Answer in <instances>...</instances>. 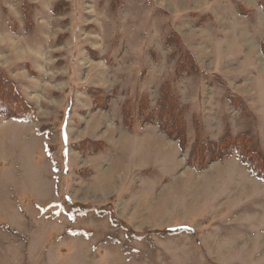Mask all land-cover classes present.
I'll list each match as a JSON object with an SVG mask.
<instances>
[{
    "label": "rangeland",
    "instance_id": "374dc122",
    "mask_svg": "<svg viewBox=\"0 0 264 264\" xmlns=\"http://www.w3.org/2000/svg\"><path fill=\"white\" fill-rule=\"evenodd\" d=\"M262 3L0 0V70L36 111L0 117V264H264V179L236 151L188 162L230 137L264 166ZM186 51L199 73L176 78ZM165 81L185 150L137 119Z\"/></svg>",
    "mask_w": 264,
    "mask_h": 264
},
{
    "label": "trees",
    "instance_id": "16d2710c",
    "mask_svg": "<svg viewBox=\"0 0 264 264\" xmlns=\"http://www.w3.org/2000/svg\"><path fill=\"white\" fill-rule=\"evenodd\" d=\"M63 3H58L53 8V12L57 13L62 10ZM264 10V0L262 3ZM165 43L168 46L178 47L180 45V37L177 33H170L165 38ZM199 65L190 51L184 52L180 56L175 65V77L180 78L187 73L192 75L199 73ZM89 92L97 94L98 90L88 89ZM99 93V92H98ZM100 95H98V98ZM186 107L182 105L180 97L173 91V85L168 82H163L158 91L155 109H150L149 101L146 96H143L139 103L137 119L143 124H156L160 132L168 138L176 140L182 150L188 146L186 139V123L184 113ZM123 123L126 127L131 128L134 120L133 110L131 105L125 104L122 109ZM36 116L35 108L21 95L15 83L8 79L0 70V117L4 119H17L24 121H33ZM197 121V120H196ZM197 125V124H196ZM46 128H40V132H45ZM195 131L198 133L199 127L195 126ZM224 143L217 142L213 139H205L201 141L198 137L194 140L190 147L188 162L195 169H204L209 162L219 161L230 156L234 151L237 152L239 159L251 171L261 179H264V166L260 156L252 150L247 149V144L242 146L230 145L229 138ZM246 143V140H244Z\"/></svg>",
    "mask_w": 264,
    "mask_h": 264
},
{
    "label": "crops",
    "instance_id": "0c3cea01",
    "mask_svg": "<svg viewBox=\"0 0 264 264\" xmlns=\"http://www.w3.org/2000/svg\"><path fill=\"white\" fill-rule=\"evenodd\" d=\"M192 54H193V52L192 51H190ZM197 61V60H196ZM198 63V62H197ZM199 65V64H198ZM188 102V104H193V103H195L196 102V98L195 97H191V98H189V100L187 101ZM157 131H158V129H157V127L155 128Z\"/></svg>",
    "mask_w": 264,
    "mask_h": 264
},
{
    "label": "bare ground",
    "instance_id": "6f19581e",
    "mask_svg": "<svg viewBox=\"0 0 264 264\" xmlns=\"http://www.w3.org/2000/svg\"><path fill=\"white\" fill-rule=\"evenodd\" d=\"M85 194V193H84Z\"/></svg>",
    "mask_w": 264,
    "mask_h": 264
}]
</instances>
